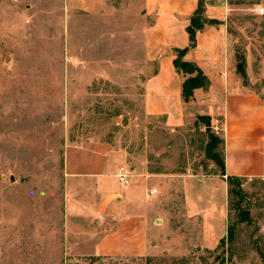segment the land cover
<instances>
[{"label":"rangeland","instance_id":"rangeland-1","mask_svg":"<svg viewBox=\"0 0 264 264\" xmlns=\"http://www.w3.org/2000/svg\"><path fill=\"white\" fill-rule=\"evenodd\" d=\"M211 1L228 6L231 32L257 23L262 3L200 0L205 23ZM152 21L144 0H0V264H264V179H241L240 198L224 199L207 180L220 176L205 145L212 137L222 156L221 87L176 122L146 114ZM92 141L135 179L134 208L117 196L90 219L69 209L97 202L64 173L66 148ZM237 202L249 221L238 222Z\"/></svg>","mask_w":264,"mask_h":264},{"label":"crops","instance_id":"crops-1","mask_svg":"<svg viewBox=\"0 0 264 264\" xmlns=\"http://www.w3.org/2000/svg\"><path fill=\"white\" fill-rule=\"evenodd\" d=\"M144 3L147 14L153 18L145 33L146 52L156 60L158 68L145 82L146 114L152 117L167 115L169 122H176L184 105L198 104L199 99L194 100L198 94L211 97V87L219 85L224 175L209 176L207 180L211 179L213 190L224 199L227 177L264 179V15H257V8H254L252 14L257 23H248L247 29L235 27L231 32L232 15L228 6L222 1H211L205 11L210 22L196 32L195 45L188 48L187 27L200 0H144ZM259 7L264 8V0ZM237 46L241 47L245 64V84L236 72ZM186 48L183 60L200 68L211 85L208 94L205 89L194 90L188 103L181 98L184 77L173 66L177 51ZM256 85L260 87L254 88ZM213 109L212 106L206 115L213 118ZM110 152L107 144L93 141L66 148L64 173L67 182L73 184L74 191L96 196L97 201L93 205L90 202L87 210L79 203L69 202V209L74 205L84 214L88 213L90 219L109 207L110 200L117 196L122 197L121 204L134 208L132 195L138 192L136 187L130 186L135 184V179L129 178L127 185L119 182ZM113 180L119 183L117 187ZM198 184L197 193H201L206 203L211 190L207 185ZM221 221L223 224V217Z\"/></svg>","mask_w":264,"mask_h":264},{"label":"trees","instance_id":"trees-1","mask_svg":"<svg viewBox=\"0 0 264 264\" xmlns=\"http://www.w3.org/2000/svg\"><path fill=\"white\" fill-rule=\"evenodd\" d=\"M200 15H201V12L198 7L190 18L189 26L187 27V33H188L189 42H190L188 48L194 47L196 32L198 30H201L204 24H206L205 22L202 21V19H200L201 18L199 17ZM188 48L183 49V50H178L176 58L173 60V66L175 70L184 77V80L181 86V98L184 103H188L192 99L194 90L206 89L208 86V79L203 74L201 69L198 68L195 64L186 62L183 60V55L188 50ZM236 72L245 81L246 74H245L244 60L237 62ZM207 126L209 127V124ZM222 144H223V140H222ZM215 146L216 145L214 143L213 138L208 136V141L205 145V154L208 159L218 163V167L220 169V176H223L224 175L223 174L224 165H223L222 156L219 157L217 153L214 151ZM240 181L241 179L227 177L226 179V182L228 184L227 192L230 196L231 195L236 196V197L239 196L240 198V195H241ZM234 183H235V187H233ZM234 210L237 212L238 222L249 221V213L246 210L241 208L240 202H237L236 204H234ZM234 234H235V224L227 226L226 236L223 237L220 240V242L221 243L224 242L225 239H227L228 242H232L234 238Z\"/></svg>","mask_w":264,"mask_h":264},{"label":"built area","instance_id":"built-area-1","mask_svg":"<svg viewBox=\"0 0 264 264\" xmlns=\"http://www.w3.org/2000/svg\"><path fill=\"white\" fill-rule=\"evenodd\" d=\"M256 14L257 15H264V8L263 7H258L256 9ZM117 178L119 180V182H121L122 184L124 185H127L128 184V179L130 178V175L127 174V171L124 169V168H119L118 169V172H117ZM157 194V190L156 189H148L146 191V195L148 197H151V196H155Z\"/></svg>","mask_w":264,"mask_h":264}]
</instances>
